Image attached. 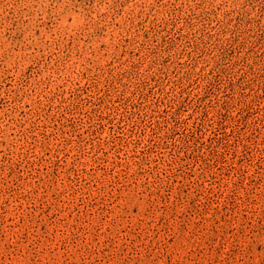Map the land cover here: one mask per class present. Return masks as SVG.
<instances>
[{
    "label": "rangeland",
    "instance_id": "rangeland-1",
    "mask_svg": "<svg viewBox=\"0 0 264 264\" xmlns=\"http://www.w3.org/2000/svg\"><path fill=\"white\" fill-rule=\"evenodd\" d=\"M0 264H264V0H0Z\"/></svg>",
    "mask_w": 264,
    "mask_h": 264
}]
</instances>
